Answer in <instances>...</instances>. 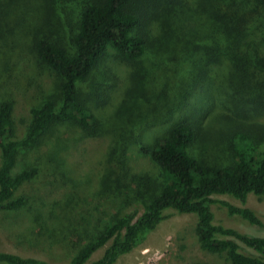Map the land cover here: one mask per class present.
Segmentation results:
<instances>
[{
    "label": "trees",
    "instance_id": "16d2710c",
    "mask_svg": "<svg viewBox=\"0 0 264 264\" xmlns=\"http://www.w3.org/2000/svg\"><path fill=\"white\" fill-rule=\"evenodd\" d=\"M261 28L264 0H0V213L31 205L17 192L38 177L41 163L21 164V157L44 140L64 148L63 128L83 139L108 132L114 139L96 182L90 174L66 179L65 204L57 203L48 219L40 213L38 227L21 220L11 231L35 244L73 233L68 264H116L174 210L197 216L195 232L206 253L227 264H264V236L217 224L212 211L217 205L229 218L264 229L253 209L215 199L230 196L246 204L253 194L264 200ZM26 56L42 80L18 137L14 102L2 85L17 84L10 70ZM116 61L128 86H121L118 67L109 64ZM238 73L241 89L233 97ZM197 93L208 99L214 94L204 110L211 112L208 125L196 117L200 99L190 103ZM113 98L119 101L105 114ZM131 148L148 159L130 162ZM111 195L129 198L113 213L102 211L91 228L73 224L79 203ZM241 244L255 253L243 252ZM0 264L47 263L0 252Z\"/></svg>",
    "mask_w": 264,
    "mask_h": 264
},
{
    "label": "rangeland",
    "instance_id": "374dc122",
    "mask_svg": "<svg viewBox=\"0 0 264 264\" xmlns=\"http://www.w3.org/2000/svg\"><path fill=\"white\" fill-rule=\"evenodd\" d=\"M50 25L53 32L55 30V33L62 34L61 29H55V25L52 27V23ZM258 34L260 37L261 35L263 36L264 28H261ZM54 35L56 36V34ZM61 39L63 43L67 41L65 35ZM119 62L116 61V63L109 64L113 65L112 67L117 66L120 75V71L124 72L125 68ZM20 63L17 62L15 68L12 66V70H10L11 76L17 84L12 86L7 84L6 87L2 85V88L6 89L8 96L14 102L13 116L18 137L23 135L25 126L30 121L31 106L38 103L36 101L40 98V93L36 88L42 80V75L35 69L30 58L26 56V62ZM49 77L47 75L43 80L48 83ZM123 77L120 75L121 86H128V80ZM241 77L242 75L238 73L235 81L238 85L235 87L233 97H238L239 95V89H241L239 80H241ZM218 91L219 88L216 86L217 99L213 97L214 94L212 95L215 105L221 100L219 99ZM207 95L208 93L203 95L197 93L195 99L192 98L190 102L195 103L197 98L200 99L198 102L201 104L202 110L198 111L199 113L197 112L196 117L206 125H208L207 123L210 120L211 112L208 114L204 110H207L206 103L212 98L208 99ZM118 101L119 99L113 98V101L111 100L110 104L105 107V114ZM217 110H219L218 107ZM160 133L161 130L159 128L153 132V135H159ZM60 134L63 136L64 141L66 140V144H63L64 148L55 145V139L51 138L48 142L46 139L39 149L32 150L21 157V164L22 162H28L29 164L32 161L40 162V174L33 182L17 192V195L24 194L30 197L31 205L29 207L18 213H0V252L35 258L47 264H68L72 258L74 254L73 244L76 243L73 233L57 238L60 240L57 243H55L54 239L50 240L48 238L39 244L38 242L35 244V241V243H28L26 238L20 239L19 236L11 231L12 223L21 220L25 221L30 227L36 228L40 225V221L36 219H39L38 215L40 213L43 212L44 218L48 219L52 209L60 208L56 205L57 203L65 204L67 196L70 194V183H66V179H80L90 174L96 182L99 173L105 168L106 156L112 151L114 144L113 135L110 132L89 139H83L81 135L77 136L74 130L71 131L68 128H63ZM151 135L150 137H152ZM128 159L132 163L136 162L141 165L148 158L142 155L137 148H131L128 152ZM117 196L111 195L107 201L94 199L79 203L80 207L77 208L78 212L72 220L73 224L75 226L93 227L99 217L103 216L102 211L113 213L119 207L121 200L128 201L129 198L126 195H121L118 199ZM215 199L238 207L251 208L264 222V200L253 194L249 195L246 204L230 196H216ZM212 211L217 224H223L226 227L252 236H264V229L256 228L239 218H229L226 212L217 205L213 207ZM167 215L169 218L163 221L141 246L121 257L116 264H227L223 258L215 257L201 249L195 232L198 222L196 215L179 214L174 210L167 211ZM65 216L66 214H63L60 218H65ZM88 222L89 224H87ZM241 247L245 253H255L242 244ZM105 249L97 252L92 257V261L99 260L103 256Z\"/></svg>",
    "mask_w": 264,
    "mask_h": 264
}]
</instances>
